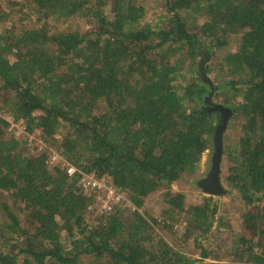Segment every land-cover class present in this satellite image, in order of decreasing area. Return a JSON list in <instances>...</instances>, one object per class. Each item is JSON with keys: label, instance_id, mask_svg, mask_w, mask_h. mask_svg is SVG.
Listing matches in <instances>:
<instances>
[{"label": "trees", "instance_id": "16d2710c", "mask_svg": "<svg viewBox=\"0 0 264 264\" xmlns=\"http://www.w3.org/2000/svg\"><path fill=\"white\" fill-rule=\"evenodd\" d=\"M162 4L153 21L137 0L0 10V264H264V0ZM76 20L89 27L52 25ZM208 55L212 101L239 125L230 139L224 132L225 195L245 206L241 227L216 235L214 199L186 205L171 188L214 150L221 113L208 109ZM221 92L241 100L218 102ZM9 117L25 136L10 132ZM30 135L46 145L32 148ZM86 175L136 209L101 213L105 193L85 189ZM155 193L167 203L162 219L142 210ZM175 215L186 222L178 245L167 238Z\"/></svg>", "mask_w": 264, "mask_h": 264}, {"label": "rangeland", "instance_id": "374dc122", "mask_svg": "<svg viewBox=\"0 0 264 264\" xmlns=\"http://www.w3.org/2000/svg\"><path fill=\"white\" fill-rule=\"evenodd\" d=\"M23 1L25 0H0V10L3 11H9L11 9H19L22 5ZM137 1H143L146 5V8L148 9V21H153L157 17L161 16L162 10H163V4L162 0H137ZM19 2V5L11 4ZM18 19V18H15ZM9 22L8 24H10ZM24 25H34L35 24V17H29V19L25 20ZM52 25L54 27H60L64 28L69 25H76L79 28H88L89 24L86 23L84 20H76V21H58L54 22L52 21ZM1 30V28H0ZM218 77V73L213 74V78L216 79ZM218 79V78H217ZM218 81V80H217ZM234 100H241V97L239 95H235L234 93H218L217 101L218 102H225L230 103ZM239 130L238 120L236 118H232L228 124L227 127V136L232 138L237 134ZM12 134H15L16 136H25L27 134L25 124H18L13 125L11 127ZM29 145L34 147H44L46 143L41 139L40 135H30L29 137ZM228 144V142H227ZM214 154L213 149H208L204 152L200 166L198 171L192 175V176H186L180 181L174 183L172 185V189L176 192H181L185 194V204H196L203 202L204 198L206 197H212L214 199V203L218 206L217 211V222L215 223V229L213 234L216 235L221 231L228 230V223H230L236 230L239 229L242 225V212L245 209L243 201L235 194H229V195H223V196H210L207 195L199 186L198 181L207 177L211 166H212V157ZM230 161L228 157L223 158L222 162V183L224 187H227L223 175L228 174ZM119 193L122 195V199L120 201H112L114 204V209L117 211L118 209L123 210H135L136 207H134L130 201L128 200L125 193H123L121 190H119ZM98 203L96 206L98 207V210H100L101 206L104 204V200L106 199V196H98ZM94 206V207H96ZM167 206V203L165 202L163 196H161V193H155L151 195L146 202L145 207L142 210H148L151 212V214L155 217H159L160 219L166 217L165 214L162 212L165 207ZM176 217L174 219H179L180 221L175 222L174 231L176 233V237H167L171 244L178 245L176 238L180 239L183 237V233L185 230L186 222L184 220V215H175ZM212 241L214 237H211ZM181 242V241H180ZM210 241L205 242L207 245H210ZM187 251L190 254H193L195 256H198L199 252L192 246L190 243L186 246ZM92 262V259H87L86 264H89Z\"/></svg>", "mask_w": 264, "mask_h": 264}, {"label": "water", "instance_id": "95a60500", "mask_svg": "<svg viewBox=\"0 0 264 264\" xmlns=\"http://www.w3.org/2000/svg\"><path fill=\"white\" fill-rule=\"evenodd\" d=\"M210 59L208 55L206 59L201 62L202 78L205 82L210 84L211 92L207 97V104L209 111H219L221 113V121L216 129L214 154L212 157V166L207 177L198 181V186L210 196H223L226 194V189L221 182V171L223 162V146H224V132L228 127L229 121L232 117V109L222 104H215L212 97L217 89L212 79L206 74L205 63Z\"/></svg>", "mask_w": 264, "mask_h": 264}, {"label": "built area", "instance_id": "2783aa9c", "mask_svg": "<svg viewBox=\"0 0 264 264\" xmlns=\"http://www.w3.org/2000/svg\"><path fill=\"white\" fill-rule=\"evenodd\" d=\"M0 115H1V110H0ZM9 121L11 120L10 117L7 118ZM12 122V121H10ZM15 125L14 122H12V126ZM60 158L58 154H55L52 157V161L55 162ZM75 172V168L70 166L68 168V173L73 174ZM82 184L85 189H93V188H98L100 190H103L106 196V199L104 200L103 206L100 208V212L103 213L105 211L111 212L114 209V204L112 201H120L122 199V195L119 193V190L111 185L108 184V182L104 179L102 180H97L95 177L91 175H86L82 179ZM93 208V206L91 207Z\"/></svg>", "mask_w": 264, "mask_h": 264}]
</instances>
